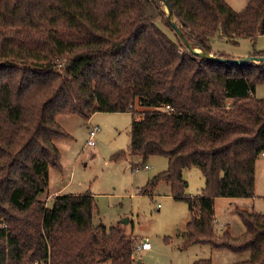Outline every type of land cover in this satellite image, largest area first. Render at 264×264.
<instances>
[{
    "label": "trees",
    "instance_id": "1",
    "mask_svg": "<svg viewBox=\"0 0 264 264\" xmlns=\"http://www.w3.org/2000/svg\"><path fill=\"white\" fill-rule=\"evenodd\" d=\"M166 1L194 49L212 53L214 37L264 34V0L241 10L225 0ZM261 82L264 62L192 53L155 0H0V264H143L133 257V235L92 223V193L42 197L49 168H61L55 139L69 134L57 115L88 120L96 111H129L128 152L167 157L139 192L165 180L186 201L182 247L248 250L227 264H264V212L236 208L238 235L217 233L214 218V198L254 195L264 155V97L253 94ZM191 166L204 186L186 195L183 170Z\"/></svg>",
    "mask_w": 264,
    "mask_h": 264
},
{
    "label": "rangeland",
    "instance_id": "2",
    "mask_svg": "<svg viewBox=\"0 0 264 264\" xmlns=\"http://www.w3.org/2000/svg\"><path fill=\"white\" fill-rule=\"evenodd\" d=\"M225 1L234 10H241L247 2ZM211 52L231 58H243L255 52L264 54V34L254 39L235 38V42L214 37ZM253 94L264 97V82L256 84ZM137 108L139 111L142 109ZM131 119L129 111H96L88 120L79 114H58V122L71 136L68 134L55 139L61 168H49L48 187L42 194L46 202L49 203L55 190L92 193L96 202L92 215L94 225H120L126 234L135 237L136 242L146 240L151 243L150 249L134 251V259H140L143 264H193L199 258H209L211 264H227L247 258L248 250L234 252L206 243L182 247L186 223L190 219L188 205L185 200L171 195L170 185L165 180L157 181L145 193L139 192L149 179L167 167V157L151 155L143 160L128 152ZM87 125L99 127L92 145L87 143ZM118 151H125L126 156L112 160V155ZM143 164L148 168H142ZM135 166L140 169L133 171ZM183 177L186 195H195L204 186L203 175L196 166L184 169ZM236 208L264 212V155L256 160L252 197L214 198L217 233L225 229L233 235L242 233L244 225Z\"/></svg>",
    "mask_w": 264,
    "mask_h": 264
},
{
    "label": "water",
    "instance_id": "3",
    "mask_svg": "<svg viewBox=\"0 0 264 264\" xmlns=\"http://www.w3.org/2000/svg\"><path fill=\"white\" fill-rule=\"evenodd\" d=\"M155 1H157L163 5L164 10L166 12L167 21L172 26V28L174 29V31L176 32L178 37L181 39L183 44L192 53H194L198 56L216 61V62H220V63H230V64L240 65V64L251 63V62H264V55H257V56L249 55V56L243 57V58H231V57H227V56L215 55V54L209 53V52H203V51H200L199 49L192 48L190 46L189 42L187 41L186 37L184 36L180 26L176 22L175 17H174L173 12H172V9L169 6L168 2L166 0H155ZM136 262H140V259H138Z\"/></svg>",
    "mask_w": 264,
    "mask_h": 264
},
{
    "label": "built area",
    "instance_id": "4",
    "mask_svg": "<svg viewBox=\"0 0 264 264\" xmlns=\"http://www.w3.org/2000/svg\"><path fill=\"white\" fill-rule=\"evenodd\" d=\"M87 130H88V139H87V143L92 145L94 144V136L97 133V131L99 130L98 125H87ZM142 168H148L147 164H143ZM140 167L135 166L133 167V171H137L139 170ZM151 248V243L149 241L143 240L139 243L136 244L135 246V251H140V250H147ZM35 264H38L37 262Z\"/></svg>",
    "mask_w": 264,
    "mask_h": 264
},
{
    "label": "crops",
    "instance_id": "5",
    "mask_svg": "<svg viewBox=\"0 0 264 264\" xmlns=\"http://www.w3.org/2000/svg\"><path fill=\"white\" fill-rule=\"evenodd\" d=\"M69 136H71L70 133H69ZM60 193H63V192H60L59 190H55V191H53L51 194H60ZM48 195H50V194H48Z\"/></svg>",
    "mask_w": 264,
    "mask_h": 264
}]
</instances>
